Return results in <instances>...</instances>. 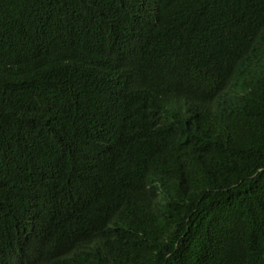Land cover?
I'll use <instances>...</instances> for the list:
<instances>
[{
    "label": "trees",
    "instance_id": "obj_1",
    "mask_svg": "<svg viewBox=\"0 0 264 264\" xmlns=\"http://www.w3.org/2000/svg\"><path fill=\"white\" fill-rule=\"evenodd\" d=\"M0 264H264V0H0Z\"/></svg>",
    "mask_w": 264,
    "mask_h": 264
}]
</instances>
